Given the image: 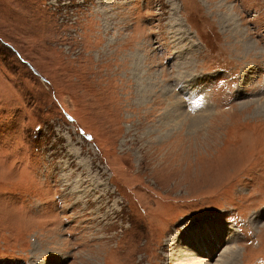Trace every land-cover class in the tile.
<instances>
[{"label":"rangeland","instance_id":"1","mask_svg":"<svg viewBox=\"0 0 264 264\" xmlns=\"http://www.w3.org/2000/svg\"><path fill=\"white\" fill-rule=\"evenodd\" d=\"M259 101L264 0H0V264H259Z\"/></svg>","mask_w":264,"mask_h":264},{"label":"bare ground","instance_id":"2","mask_svg":"<svg viewBox=\"0 0 264 264\" xmlns=\"http://www.w3.org/2000/svg\"><path fill=\"white\" fill-rule=\"evenodd\" d=\"M228 11V10H227ZM227 14V13H226ZM228 15V14H227ZM231 15H232V13H231ZM234 17V15H232L231 17H230V13H229V15H228V18H233ZM179 28H180V26H179ZM185 29H180L179 31L181 32V33H185L186 35H188L185 31H184ZM194 41V40H193ZM254 43H252V44H247L248 46H249V48H254V45H253ZM183 52H181V54H182ZM190 57H192V56H190ZM179 58H181L180 56H178V58L177 59H179ZM185 59V60H187V58L186 57H184L183 55H182V59ZM183 59V60H184ZM181 62H183V66L182 67H188V65H190V67L194 64V63H191V61L189 60V61H181ZM182 64V63H181ZM142 67V66H141ZM177 67H179V66H177ZM135 69V68H134ZM139 70V69H138ZM182 70V69H181ZM190 70V69H189ZM133 72V71H132ZM145 72V71H144ZM159 80H160V82H162L164 79H162V77L161 76H158L157 77ZM142 79V78H141ZM181 80V79H180ZM195 80H198V78L197 79H192L191 80V84L192 85H194V82H195ZM181 82V81H180ZM163 83V82H162ZM180 84V83H179ZM143 85V84H142ZM141 85V83H138V87L136 88V93H137V95L139 96L138 98V100H139V102L144 98V97H147L148 96V93H149V89L148 88H144L143 86ZM198 85V84H197ZM142 86V87H141ZM189 86H190V84H189ZM184 87H185V85H184ZM189 88V87H188ZM183 91H184V88H183ZM196 93H197V89L196 88H194V89H192V91L190 92V89H189V91H188V97H190V99H194V98H197V97H195V95H196ZM176 100V99H175ZM182 103V102H181ZM184 104V103H183ZM247 104H249V103H246V105ZM252 104V103H251ZM257 105H256V107H255V109L257 110V111H260L261 112V110L263 109L264 110V101H259L258 103H256ZM172 105V104H171ZM173 105H174V107L173 108H167V110H166V112H167V114L168 115H170V117L168 118V119H170L171 118V116H174V117H176V118H178V117H180L181 115H177L178 113H182V112H184L183 111V109H182V107L181 106H179V102H178V100H176V102H174L173 103ZM209 109V108H208ZM172 111V112H171ZM197 115V114H196ZM165 116H166V114H165ZM198 116V115H197ZM167 119V120H168ZM194 121H193V127H195V129L196 128H198L199 126H200V122H202V121H204V117H199L197 120L196 119H193ZM179 121V120H178ZM161 122V121H160ZM167 123V122H166ZM163 126H164V128H163ZM167 124H165V122H161L160 124H158V127H157V131H164L165 130V128H167ZM70 174H67L66 176L64 175V177L65 178H67V176H69ZM76 188V187H75ZM77 189V188H76ZM253 217V216H252ZM230 224V223H229ZM229 224H221V223H217V225H216V227H219L220 226V228H214L213 229V231H212V235H214V234H217V235H223L224 233H225V231H226V228L228 229L230 226H229ZM205 225H206V227H208L209 226V224H203V227H205ZM231 225V224H230ZM232 228V227H231ZM210 231H211V228L209 229ZM228 233V235L230 236L229 238V240H228V246L225 248V250H223V252H222V254L220 255V258H218V264H234L235 262H236V260H237V257H238V247H239V245H237L238 247L236 248L235 246L236 245H231V243H229L231 240H233V238L232 237H234L233 236V232L231 231L230 232V229H229V231L227 232ZM227 235V236H228ZM202 239H205L203 236H200ZM199 236H197V234L195 233V231L194 232H192V234H190L189 236H188V239L186 240V237L183 239L184 241H186V242H189V243H191V244H194V243H196L198 240H199V238H200ZM211 237V236H210ZM206 238H209V234H207V236H206ZM182 239V238H181ZM218 240H219V242H220V245H221V243H223V244H226V242L225 241H223L221 238H218ZM179 242H180V240H179ZM231 242H233V241H231ZM185 246V245H184ZM192 249H189V252H186V251H184L183 249H180V252H182L183 253V255H184V257H185V259L187 260V263L188 264H205V262L204 261H198V260H201V258L200 257H203L204 255H205V253H207V254H209L210 253V256L212 257L213 255H214V253L215 252H217V250H218V248L219 247H217V246H215V245H213V250L211 249V247H210V245H208L207 243H205V242H203L202 241V243L201 244H197L196 243V246L195 245H192ZM173 249V248H172ZM185 249V248H184ZM199 252H203V254H201V253H199ZM206 254V255H207ZM176 258L177 257H172V261L174 262V264L176 263ZM181 262V264H186V262H182V261H180ZM180 264V263H179Z\"/></svg>","mask_w":264,"mask_h":264}]
</instances>
